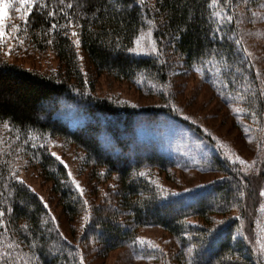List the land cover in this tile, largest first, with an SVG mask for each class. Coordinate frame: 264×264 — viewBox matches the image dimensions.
Wrapping results in <instances>:
<instances>
[{"label":"trees","instance_id":"1","mask_svg":"<svg viewBox=\"0 0 264 264\" xmlns=\"http://www.w3.org/2000/svg\"><path fill=\"white\" fill-rule=\"evenodd\" d=\"M259 7L264 8V0H36L27 6L19 38L31 50L52 53L59 66L56 73H43L2 58L0 49V211L5 213L0 217V264H81V257L84 264L86 257L63 234L43 198L20 183V164L38 167L52 200L70 221H80L90 206L82 242L96 241L101 254L131 242L134 230L126 226L132 224L157 226L177 238L191 258L176 264H256L254 252L235 235L240 223L230 214L236 205L245 208L241 192L254 195L257 179L243 180L212 154L206 165L222 179L164 195L160 177L183 165L143 131H160L165 117L189 124L166 107L134 108L98 97L91 83L106 74L153 94L177 70L203 68L216 79L219 93L255 114L260 131L263 85L239 22L243 13ZM148 27L155 30L159 53L135 56V42ZM63 103L75 107L84 121L73 125L57 115ZM56 143L73 150L75 162L88 169L85 175L94 181L88 198L52 152ZM111 180L116 189L93 203L89 195Z\"/></svg>","mask_w":264,"mask_h":264},{"label":"rangeland","instance_id":"2","mask_svg":"<svg viewBox=\"0 0 264 264\" xmlns=\"http://www.w3.org/2000/svg\"><path fill=\"white\" fill-rule=\"evenodd\" d=\"M6 3L9 5L4 29L7 33V43L6 46L0 47L3 50L1 57L43 73H56L59 63L52 53L31 50L23 40L21 45V39H16L19 37V30L17 32L11 30L13 26L18 28L20 19L27 16L28 13L25 11L27 5L20 4L19 0H6ZM239 22L247 52L257 78L262 82L264 93V8L250 9L245 15L243 13ZM154 31L152 27H148L141 32L132 50L135 56L158 55L160 47ZM9 50L11 55H8ZM81 66L84 68V65ZM178 71L167 86H163L162 90L158 87L159 90L153 91V94L145 93L138 84L119 81L106 74L98 75L91 83L93 94L134 108L152 105L166 107L189 124L182 125L179 120L165 117L160 131H143V134L153 140L165 154L175 159L179 165H183L180 170L174 169L168 175L160 177L164 195L195 191L222 179L221 173L211 170L210 166L206 165L212 154H217L225 160L233 171L241 174L243 180L257 179L254 195H248L246 189L241 192L240 197L245 203V208L236 205L230 216L238 219L240 223L235 235L240 236L254 252L256 264H264V196L260 195L264 191L262 172L264 123L263 129L258 131L255 114L252 115L249 110H245L237 99L232 100L229 96L219 93L216 79L209 70V75L203 68L187 69L183 73ZM86 73L88 75V72ZM51 108L52 105L46 106L48 110ZM57 115L70 120L73 125L84 121L83 115L75 107L64 103ZM51 150L65 165L68 173H71L69 176L78 192L81 193L82 189L81 194L85 199L88 198L87 192L90 190L91 193L94 181L85 175L88 171L86 166L80 167L75 162V152L67 151L58 143L53 144ZM241 160L244 161L243 164L240 163ZM18 168L19 179L43 198L63 234L80 247L86 256L84 264H176L180 259L186 262L190 260L189 252L182 249L181 242L163 228L157 226L134 228L132 224L126 226L134 230L131 242L119 249L101 254L96 241L82 242L91 217L90 206L80 221L77 223L70 221L62 212V208L52 200L50 184L43 182L38 167H25L20 164ZM114 182L111 180L98 185L96 191L94 189L96 194L89 195L94 199L93 203L100 204L101 199L108 196L110 190L112 193L116 187L113 186ZM248 183L249 181H243V186H248ZM110 200L114 201L113 198ZM122 222H125L124 219Z\"/></svg>","mask_w":264,"mask_h":264},{"label":"snow or ice","instance_id":"3","mask_svg":"<svg viewBox=\"0 0 264 264\" xmlns=\"http://www.w3.org/2000/svg\"><path fill=\"white\" fill-rule=\"evenodd\" d=\"M142 2V0H141ZM215 2V0H214ZM19 3L22 5H27L29 8L32 7L35 3L36 0H19ZM61 3H63V0H61ZM9 5L6 3V0H0V47H4L6 46L7 40H6V36L7 33L5 32V20L8 17V9ZM68 7H71V4L68 5ZM25 11H27V9H25ZM54 14V13H53ZM255 15V14H254ZM53 27H55V25H53ZM12 32H17L19 29L16 26L12 27ZM72 36H77L76 32H72L71 33ZM11 37H9L10 39ZM16 39H19V37H16ZM21 45L23 44V41L20 40ZM80 41L79 39L76 40V45L79 46ZM137 44H139V41H137ZM8 55H11V50H9ZM57 159H59V157H57ZM241 164L244 163L243 160L240 161ZM69 175H71V173H69ZM20 183H23V181H20ZM77 187L79 188V185H77ZM81 193H83V190L81 189ZM261 196H264V191H262L260 193ZM87 203V202H85ZM5 215V213L3 211H0V217H3ZM85 219H88L87 217H85ZM81 264H83V257H81Z\"/></svg>","mask_w":264,"mask_h":264}]
</instances>
